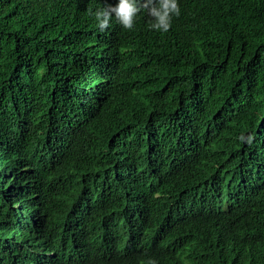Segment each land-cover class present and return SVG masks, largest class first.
I'll list each match as a JSON object with an SVG mask.
<instances>
[{"label":"trees","instance_id":"1","mask_svg":"<svg viewBox=\"0 0 264 264\" xmlns=\"http://www.w3.org/2000/svg\"><path fill=\"white\" fill-rule=\"evenodd\" d=\"M115 2L0 0V264H264V0Z\"/></svg>","mask_w":264,"mask_h":264},{"label":"clouds","instance_id":"2","mask_svg":"<svg viewBox=\"0 0 264 264\" xmlns=\"http://www.w3.org/2000/svg\"><path fill=\"white\" fill-rule=\"evenodd\" d=\"M142 14L149 18L148 26L151 30L163 34L170 30L173 19L181 15V7L179 0H116L114 4L105 3L103 7L97 8L94 17L100 32L109 29L113 19L123 29L132 31ZM239 140L251 144L253 136L241 134ZM81 259L78 258V261Z\"/></svg>","mask_w":264,"mask_h":264},{"label":"bare ground","instance_id":"3","mask_svg":"<svg viewBox=\"0 0 264 264\" xmlns=\"http://www.w3.org/2000/svg\"><path fill=\"white\" fill-rule=\"evenodd\" d=\"M123 30V29H122ZM182 219V218H181ZM161 248V247H160ZM157 249V248H156Z\"/></svg>","mask_w":264,"mask_h":264}]
</instances>
